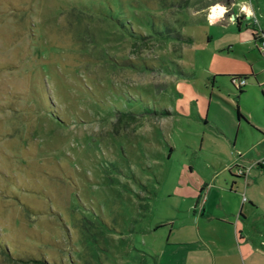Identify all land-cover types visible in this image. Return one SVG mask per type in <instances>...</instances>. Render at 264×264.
<instances>
[{"label": "rangeland", "instance_id": "1", "mask_svg": "<svg viewBox=\"0 0 264 264\" xmlns=\"http://www.w3.org/2000/svg\"><path fill=\"white\" fill-rule=\"evenodd\" d=\"M252 28L264 0H0V264H164L222 138L258 159Z\"/></svg>", "mask_w": 264, "mask_h": 264}, {"label": "crops", "instance_id": "2", "mask_svg": "<svg viewBox=\"0 0 264 264\" xmlns=\"http://www.w3.org/2000/svg\"><path fill=\"white\" fill-rule=\"evenodd\" d=\"M250 10L253 12L251 7ZM262 66L259 71L250 69L248 75L240 76H245L251 90H257L264 99L263 63ZM244 89L240 95L229 93L241 101V96H246ZM256 103L252 116L260 120L264 103L257 100ZM234 111L243 117L242 120L237 118L235 125L239 128L244 125L251 132L250 145L258 159L248 161L249 164L240 163V160L246 161V154L237 149L236 137L229 134L222 138L228 157H224L223 162L217 158L215 167L205 168L208 180L191 182L195 189L190 187L187 191L182 227L176 226L175 216L157 226L168 227L164 264H264V131L260 129L263 131L260 133L253 125L252 116L243 114L239 106ZM234 152L241 154L239 159ZM185 169L188 175L192 173L189 163ZM240 172H244V176H239ZM177 191L182 190L177 188ZM197 207L199 213L195 211ZM175 229L182 232L184 238L170 242Z\"/></svg>", "mask_w": 264, "mask_h": 264}, {"label": "built area", "instance_id": "3", "mask_svg": "<svg viewBox=\"0 0 264 264\" xmlns=\"http://www.w3.org/2000/svg\"><path fill=\"white\" fill-rule=\"evenodd\" d=\"M249 12L251 13L250 16L248 15ZM244 16L247 21H250L254 18V13L248 8V11L245 12ZM252 38L258 42V44L256 45V48L259 54L261 55L262 63L264 65V34L253 30ZM245 82H246L245 79H239V80L233 79L232 80V84L235 85L236 88L244 87Z\"/></svg>", "mask_w": 264, "mask_h": 264}, {"label": "trees", "instance_id": "4", "mask_svg": "<svg viewBox=\"0 0 264 264\" xmlns=\"http://www.w3.org/2000/svg\"><path fill=\"white\" fill-rule=\"evenodd\" d=\"M238 21V24H239V19H237ZM233 79H236V80H239V79H245V76H240V75H233V76H230V82H231V84H232V80ZM246 80V79H245ZM244 87H238V88H236V90H237V93H238V95H240V94H242V89H243ZM236 116H237V118L239 119V120H242L243 119V117H242V115L238 112V111H236ZM239 176H244V172H240L239 173ZM38 263H43L42 262V260H38L37 261Z\"/></svg>", "mask_w": 264, "mask_h": 264}, {"label": "bare ground", "instance_id": "5", "mask_svg": "<svg viewBox=\"0 0 264 264\" xmlns=\"http://www.w3.org/2000/svg\"><path fill=\"white\" fill-rule=\"evenodd\" d=\"M223 13H224V8L221 6H218V7H215L213 9L212 15H213V17H218V16L222 15Z\"/></svg>", "mask_w": 264, "mask_h": 264}, {"label": "clouds", "instance_id": "6", "mask_svg": "<svg viewBox=\"0 0 264 264\" xmlns=\"http://www.w3.org/2000/svg\"><path fill=\"white\" fill-rule=\"evenodd\" d=\"M224 11H227V9L225 8V9H224ZM248 15L250 16V15H251V13L249 12V13H248Z\"/></svg>", "mask_w": 264, "mask_h": 264}, {"label": "water", "instance_id": "7", "mask_svg": "<svg viewBox=\"0 0 264 264\" xmlns=\"http://www.w3.org/2000/svg\"><path fill=\"white\" fill-rule=\"evenodd\" d=\"M232 18H234V17L232 16Z\"/></svg>", "mask_w": 264, "mask_h": 264}]
</instances>
